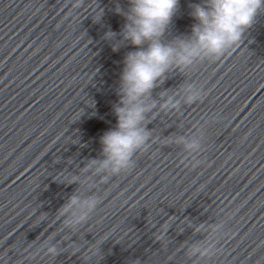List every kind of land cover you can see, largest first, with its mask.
I'll list each match as a JSON object with an SVG mask.
<instances>
[{
    "label": "water",
    "instance_id": "95a60500",
    "mask_svg": "<svg viewBox=\"0 0 264 264\" xmlns=\"http://www.w3.org/2000/svg\"><path fill=\"white\" fill-rule=\"evenodd\" d=\"M197 2L180 0L165 40L189 34V5ZM116 4L127 7L126 0H0V264H82L70 249L51 261L41 243L51 235L50 244L83 250L104 234L100 258L89 264H186L182 243L201 237L185 221L220 220L211 264H264V12L238 48L167 74L153 99L186 81L203 87V100L150 114L148 146L133 167L107 180L88 175L94 189L82 196H98L97 209L76 233L63 229L56 214L77 186L54 177L101 158L99 138L116 123L123 58L135 51L113 52L103 39L109 30L120 39ZM213 115L198 167L162 142L199 132ZM169 218L165 247L154 233Z\"/></svg>",
    "mask_w": 264,
    "mask_h": 264
},
{
    "label": "clouds",
    "instance_id": "9594fccd",
    "mask_svg": "<svg viewBox=\"0 0 264 264\" xmlns=\"http://www.w3.org/2000/svg\"><path fill=\"white\" fill-rule=\"evenodd\" d=\"M179 3L180 0H126V8L116 4L113 9L124 20L120 39L116 40V33L110 30L105 32L103 39L110 42L113 52L124 45H130L135 51L123 58L117 90L119 99L112 106L116 123L99 138L101 158L88 160L74 174L62 172L54 177L59 183L77 186L56 214L63 229L70 233H76L87 223L100 202L96 195L82 196V192L94 189L87 182V176L107 180L131 169L134 155L148 146L149 130H146L145 121L150 114L178 112L203 100V87L186 81L171 92H160L158 100L153 99V90L164 82L167 74L172 70L187 73L198 62L218 58L228 49L238 48L244 33L264 12V0H199L189 5V16L194 21L189 34L165 40ZM102 15L103 9H98L93 21L99 22ZM218 119L215 115L208 116L199 132L169 135L162 142L179 147L189 158L191 167H198L201 161L197 156L204 143L203 128ZM44 219L41 215L39 222ZM170 224L171 218L154 233L155 240L164 242L165 247L169 245L166 232ZM184 226L201 237L182 243L186 264H211L219 251L217 241L225 221L195 225L185 221ZM107 235L99 236L94 244L83 250L76 243L66 248H60L59 241L50 244V235L41 243L40 250L54 261L61 252L70 249L71 254H80L82 264H89L100 258L99 245Z\"/></svg>",
    "mask_w": 264,
    "mask_h": 264
}]
</instances>
